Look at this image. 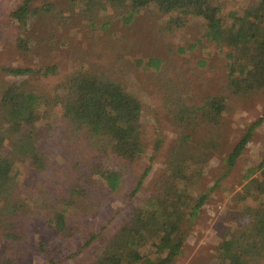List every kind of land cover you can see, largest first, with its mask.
<instances>
[{
    "label": "rangeland",
    "instance_id": "1",
    "mask_svg": "<svg viewBox=\"0 0 264 264\" xmlns=\"http://www.w3.org/2000/svg\"><path fill=\"white\" fill-rule=\"evenodd\" d=\"M22 1L0 0V90L11 81L24 79L7 75L1 68L37 70L54 65L55 73L25 78L36 92L61 96L62 90L56 89V85L75 66L87 65L91 70L108 71L126 91L137 96L143 107L140 120L146 138L143 155L135 164H126L119 188L107 194L102 208L87 217L75 214L73 207L63 212L62 203L44 197L40 191L43 184L36 185L38 175L33 167L16 165L15 199L32 212L40 207V215L31 219L24 264H48L49 261L84 264L96 251L94 248L129 221L148 197L160 193L165 181L175 184V179L166 174V162L171 158V149L179 134L208 137L207 132L200 130L202 128L193 131L192 127L197 128L198 122L195 126L181 128L169 110L175 114L177 98L180 106L193 108L208 96L224 95L229 62L226 55L230 50L206 40V24L199 17L186 16L184 23L176 27L172 23L175 15L161 13L154 4L145 6L131 23L124 24V9L120 7L103 10L98 5H72L69 0H35L36 6L47 2L54 4L57 7L55 19L35 21L24 35L10 17V11ZM252 1L216 0V3L221 17L227 19L228 12H241ZM26 37L29 50L23 52L17 48V42ZM228 104L230 111L224 115V129L217 135L221 141L220 152L209 159L201 176L192 178L187 185L185 176L180 181L178 192L181 188L187 190L190 208L200 196L206 197L194 214L185 213L182 247L170 264H219L222 260L220 242L233 234L243 233L250 217L264 207V166L255 170L264 159V92L248 99L229 97ZM59 108H45L41 115L47 120L58 119ZM259 119L262 122L253 131L251 140L235 165L229 167L228 154L250 125ZM198 131L200 135H196ZM50 153L52 157L58 156V170L47 179L55 180L54 190L58 193L65 177L64 166L60 169L65 155L64 152L63 157L60 152ZM103 161L107 168L117 170L121 167L112 156ZM147 168L150 169L148 175L134 193ZM251 170L255 172L249 175ZM252 182L261 184L263 190H251L255 188ZM92 187L97 194L105 191L100 180ZM59 217L66 221V231L56 228ZM92 235L97 236L94 242L81 248ZM155 250H158L155 246L151 247L148 256L138 264H151ZM253 264H264V260L257 258Z\"/></svg>",
    "mask_w": 264,
    "mask_h": 264
},
{
    "label": "trees",
    "instance_id": "2",
    "mask_svg": "<svg viewBox=\"0 0 264 264\" xmlns=\"http://www.w3.org/2000/svg\"><path fill=\"white\" fill-rule=\"evenodd\" d=\"M34 2L23 0L10 11L11 19L17 22L24 35L28 34L35 21L51 22L55 19L57 7L54 4L47 2L36 6ZM70 3L98 5L103 10L107 7L123 8L124 24L131 23L141 9L150 4L163 14L175 15L172 23L176 27L184 23L186 16H197L206 24V40L230 50L226 55L229 62L224 95L208 96L193 108L180 106V99L177 98V111L174 114L169 110L181 128L183 125L195 126L198 122L197 128L192 127L193 131L202 128L200 130L207 132L208 137L202 139L179 134L171 149V158L166 162V174L175 179V184L165 181L160 193L148 197L133 212L131 219L112 237L100 242L90 255L92 257L84 262L138 264L155 246L158 250H155L156 256L151 264H170L182 247L181 229L185 213L194 214L206 197L200 196L190 208L187 190L181 188L178 192L182 185L180 181L185 176L184 183L187 185L192 178L201 176L209 159L215 152H220L221 141L217 135L223 131L224 115L230 111L228 98L248 99L264 92V0H253L241 12H228L227 19L221 17L216 0H69ZM28 41V37L24 40L19 38L17 48L28 52ZM1 70L7 75L24 79L11 81L0 90V264H24L31 219L40 215V207L32 212L15 199L18 188L16 165L20 163L33 167L39 177L35 180L36 185L43 184L40 191H43L44 197L62 203L63 212L73 207L75 214L87 217L102 208L107 194L119 188L126 164H135L143 155L146 146L140 124L143 107L137 96L126 91L104 69L75 66L56 85V89L62 90L61 96L36 92L28 86L29 79L25 78L55 73L57 69L54 65L37 70ZM55 106L60 107L58 119L47 120L41 115V110L54 109ZM261 122L259 119L251 124L228 154L226 160L229 167L235 165ZM200 134L198 131L196 135ZM50 151L60 152L62 157L63 152L65 155L60 166L61 170L64 166L65 177L59 184L61 189L58 193L54 190L55 180L47 179L58 170V156H50ZM110 156L121 163L119 169L105 167L103 160ZM263 166L264 159L255 170ZM149 170L147 168L142 174L134 193ZM255 170H251L249 175ZM96 180L104 184L103 193L97 194L92 189ZM252 184L255 188L251 190L264 189L259 183ZM250 219L243 233L233 234L220 242L222 260L219 264H253L257 258L264 260V207ZM55 226L66 231V221L62 217L55 222ZM96 237L92 235L81 248L88 247ZM48 264L55 263L49 261Z\"/></svg>",
    "mask_w": 264,
    "mask_h": 264
}]
</instances>
